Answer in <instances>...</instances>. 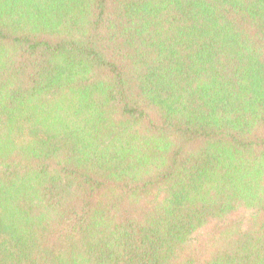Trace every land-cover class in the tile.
Returning a JSON list of instances; mask_svg holds the SVG:
<instances>
[{
    "label": "trees",
    "instance_id": "1",
    "mask_svg": "<svg viewBox=\"0 0 264 264\" xmlns=\"http://www.w3.org/2000/svg\"><path fill=\"white\" fill-rule=\"evenodd\" d=\"M0 264H264V0H0Z\"/></svg>",
    "mask_w": 264,
    "mask_h": 264
}]
</instances>
